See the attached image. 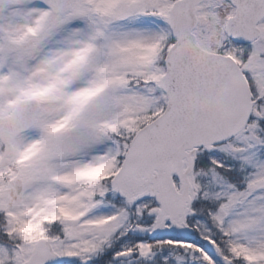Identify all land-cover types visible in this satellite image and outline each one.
Here are the masks:
<instances>
[{
	"label": "snow or ice",
	"instance_id": "obj_1",
	"mask_svg": "<svg viewBox=\"0 0 264 264\" xmlns=\"http://www.w3.org/2000/svg\"><path fill=\"white\" fill-rule=\"evenodd\" d=\"M0 264H264V0H0Z\"/></svg>",
	"mask_w": 264,
	"mask_h": 264
}]
</instances>
